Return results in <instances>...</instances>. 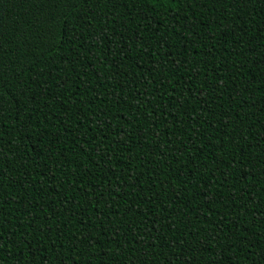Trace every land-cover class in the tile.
I'll return each instance as SVG.
<instances>
[{
	"label": "trees",
	"instance_id": "1",
	"mask_svg": "<svg viewBox=\"0 0 264 264\" xmlns=\"http://www.w3.org/2000/svg\"><path fill=\"white\" fill-rule=\"evenodd\" d=\"M0 264H264V0H0Z\"/></svg>",
	"mask_w": 264,
	"mask_h": 264
}]
</instances>
